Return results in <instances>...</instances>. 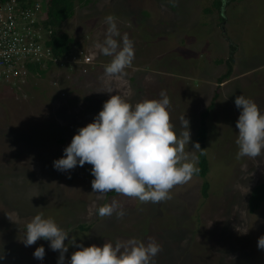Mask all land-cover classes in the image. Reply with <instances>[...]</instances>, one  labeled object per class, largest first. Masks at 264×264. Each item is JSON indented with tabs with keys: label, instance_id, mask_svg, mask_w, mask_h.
I'll list each match as a JSON object with an SVG mask.
<instances>
[{
	"label": "rangeland",
	"instance_id": "obj_1",
	"mask_svg": "<svg viewBox=\"0 0 264 264\" xmlns=\"http://www.w3.org/2000/svg\"><path fill=\"white\" fill-rule=\"evenodd\" d=\"M211 1L93 0L76 8L63 29L91 59L97 54L103 57L96 45L106 38L105 18L114 16L120 32L116 39L122 43L127 34L135 48L126 76H102L101 64L84 77L63 79L50 72L33 80L31 76L23 87L1 90L0 264H58L60 253L50 243L40 239L25 246L23 242L26 231L21 226L37 214L70 231L66 245L73 236L84 247L131 239L147 244L155 239L162 245L155 264H264V249L257 246L264 236V202L254 212L247 205L252 188L264 182V156L237 159L236 122L241 110L234 103L244 95L264 113V0L232 1L228 7L231 0L227 1L225 35ZM206 7L211 11L204 12ZM145 11L149 14L142 17ZM182 38L185 41L180 42ZM227 38L237 43V50L231 56V74L217 82L227 70L224 62H215L228 55ZM106 59L105 65L112 57ZM216 87L218 95L206 119L210 182L206 198L198 176L174 187L172 199L166 202L141 203L117 193L92 192L90 164L68 172L53 167L78 129L92 123L104 102L116 94L134 106L161 99L163 90L175 130H182L181 116L190 122L192 143L186 150H192L199 114ZM109 88L114 91L108 93ZM60 138L65 141L59 142ZM113 199L123 205L125 216L99 217L101 204ZM79 223L91 228L78 231L74 227ZM40 246L45 249L42 260L34 257ZM78 250L69 245L65 264Z\"/></svg>",
	"mask_w": 264,
	"mask_h": 264
},
{
	"label": "clouds",
	"instance_id": "obj_2",
	"mask_svg": "<svg viewBox=\"0 0 264 264\" xmlns=\"http://www.w3.org/2000/svg\"><path fill=\"white\" fill-rule=\"evenodd\" d=\"M105 22L108 25L106 38L96 46L101 54L112 57L105 66L104 75L119 79L126 76V69L132 67L134 43L127 34L122 37V43L116 39L120 32L114 16L108 15ZM48 34H45L47 45ZM38 75L32 74L28 80ZM113 91L109 88L108 93ZM160 97L133 106L121 95H112L104 102L93 122L78 129L64 149V155L53 161V167L60 172H68L77 165L90 164L94 176L91 188L98 196L115 191L141 203L172 199L174 187L187 184L199 173L195 153L203 154L204 149L195 142L192 150H186L192 143L190 122L185 115L181 116L182 130L177 132L171 122L170 100L163 90ZM234 103L241 110L236 122L239 130L235 141L239 149L237 159L264 156V113L244 95L237 96ZM114 214L118 219L126 214L123 205L115 199L98 208L101 218ZM68 238L69 232L53 219L37 214L26 225L23 242L25 246H31L40 239L49 241L50 248L60 253L58 264H65L69 245L79 248L72 253L70 264H155L154 258L162 251V245L155 239H150L147 244L131 239L126 243L117 241L115 245L105 242L102 247L95 244L84 247L82 243H76L75 236L66 245ZM257 246L264 249V236L258 238ZM44 256V247L36 248L34 257L42 260Z\"/></svg>",
	"mask_w": 264,
	"mask_h": 264
},
{
	"label": "trees",
	"instance_id": "obj_3",
	"mask_svg": "<svg viewBox=\"0 0 264 264\" xmlns=\"http://www.w3.org/2000/svg\"><path fill=\"white\" fill-rule=\"evenodd\" d=\"M2 1H5V0H0V2ZM17 1L20 3L21 7L24 8V7L33 5L34 2L38 0H17ZM42 1H41V9L42 10L46 9V17L41 22V27L42 29L50 30V33L48 34L49 35L48 40H47L48 46L52 50V55L58 60H60L59 62H63V65L59 66V64L53 62L52 60L46 59L47 64L45 68L40 67L41 65H38L36 69L37 71L35 70V72L39 73L40 77H43L51 72L55 74L57 73L60 74L59 76L62 77L63 79L64 78L71 79L72 77L74 78L75 76L84 77L90 74L92 71L96 70L101 64H104V66H106L105 65L107 63L106 58L108 56L103 55V57H100L98 54L96 58L95 59L92 58L89 63L82 64L79 66L80 71H81V67L83 66L87 69V72L85 73H83L82 71H81L82 73H80V71L77 68L71 67L69 65L70 63L68 62L70 58L75 56L76 53L79 50H81L82 44L78 42V40L75 39V37L71 33L63 29V24L66 20L73 18L76 12V8L85 7L89 3L93 2V0H50L49 4L46 2V0L44 2ZM232 1L237 2L238 0H231V2L227 3V7L232 3ZM240 2L241 1H238V3ZM221 3H222V0H212L211 1L212 7L215 8L216 12L218 13L217 20L219 22L224 19V17H221L220 15ZM204 10H205L204 12L211 11L209 7H206ZM145 12H146V15H143L142 17L148 16L149 13L147 11ZM223 26L226 28V25H223ZM182 40L185 41V38L180 39V42H182ZM227 40H228L227 45L229 47L228 55L224 58H219L215 60V62L217 63L224 62L227 67L226 72L217 78V82H221L223 79L227 78L232 72L233 59L231 56L235 52L237 43H235L230 38L229 39L227 38ZM87 45L89 44L83 43V46L87 47ZM89 47L91 48L93 46H89ZM17 66H20L19 63H17ZM4 69L5 67H0V72ZM28 71L30 72V74H33V72L30 69H28ZM104 71H105L104 69L101 71L102 76L104 74L102 72ZM65 75H67V77ZM1 76L2 75H0V78ZM130 79L132 80L133 78L130 77ZM58 83L60 84L62 83V85L64 84L63 82H58ZM60 87L61 86L59 85V88ZM9 88L11 90H14L16 87L13 84L11 85L10 82H5V81L0 82V92L1 90H5ZM217 88L218 87L215 88V92L213 96L211 97L208 105L199 114V121L197 124L198 126L195 131V135H194V143L198 142L201 146V149H204L203 154H201L200 152H196V156L198 157V162L196 166L200 169V171L198 174L194 175V176L200 177L202 180L200 189H201V194L204 198L207 197L208 189L210 187V182L206 178V175L209 170V161H208L206 145H205L207 134L209 131V127L207 125L206 119L218 95ZM58 141L64 142L65 139L60 138L58 139ZM115 194H116L115 191H110L107 193V195H115ZM263 202H264V182H260L256 184L250 191V194L247 199L248 211L254 212L258 210L261 207ZM103 204L104 203H102L101 205ZM21 228L26 231V225H22ZM74 228L77 229L78 231L84 232V231H88L91 228V224L79 223ZM67 232H69L70 234V231H67ZM41 240L44 242L50 243L49 241H46L43 239Z\"/></svg>",
	"mask_w": 264,
	"mask_h": 264
},
{
	"label": "built area",
	"instance_id": "obj_4",
	"mask_svg": "<svg viewBox=\"0 0 264 264\" xmlns=\"http://www.w3.org/2000/svg\"><path fill=\"white\" fill-rule=\"evenodd\" d=\"M45 17L46 9H41L40 0L24 8L17 0L0 2V67H5L0 72V82H10L19 88L32 75L28 69L33 74H38L35 72L37 66L45 68L46 59L59 66L63 65V62L52 55L51 48L45 42V34L50 33L49 29L41 27ZM90 61L91 56L79 50L68 62L71 67L80 71L79 66ZM81 71L85 73L87 69L83 66Z\"/></svg>",
	"mask_w": 264,
	"mask_h": 264
},
{
	"label": "flooded vegetation",
	"instance_id": "obj_5",
	"mask_svg": "<svg viewBox=\"0 0 264 264\" xmlns=\"http://www.w3.org/2000/svg\"><path fill=\"white\" fill-rule=\"evenodd\" d=\"M223 11H221L220 9V15L221 17H224V19L222 21L219 22V29H220V32L223 33V35L227 34V29L222 25L225 21H226V18H225V11L224 9H222ZM235 50H237V48H235Z\"/></svg>",
	"mask_w": 264,
	"mask_h": 264
},
{
	"label": "water",
	"instance_id": "obj_6",
	"mask_svg": "<svg viewBox=\"0 0 264 264\" xmlns=\"http://www.w3.org/2000/svg\"><path fill=\"white\" fill-rule=\"evenodd\" d=\"M49 1H50V0H47V3H48V4H49ZM227 1H229V0H222L221 8H220L221 11H223L222 9H224V6H225V4H226Z\"/></svg>",
	"mask_w": 264,
	"mask_h": 264
},
{
	"label": "crops",
	"instance_id": "obj_7",
	"mask_svg": "<svg viewBox=\"0 0 264 264\" xmlns=\"http://www.w3.org/2000/svg\"><path fill=\"white\" fill-rule=\"evenodd\" d=\"M33 80V79H32Z\"/></svg>",
	"mask_w": 264,
	"mask_h": 264
}]
</instances>
